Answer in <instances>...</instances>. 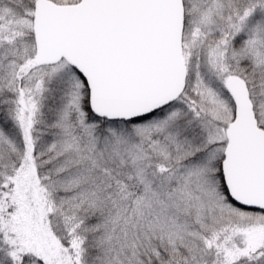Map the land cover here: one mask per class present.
<instances>
[{"label": "snow or ice", "instance_id": "obj_1", "mask_svg": "<svg viewBox=\"0 0 264 264\" xmlns=\"http://www.w3.org/2000/svg\"><path fill=\"white\" fill-rule=\"evenodd\" d=\"M0 264H264V0H0Z\"/></svg>", "mask_w": 264, "mask_h": 264}]
</instances>
